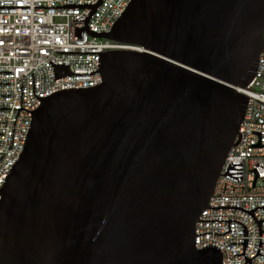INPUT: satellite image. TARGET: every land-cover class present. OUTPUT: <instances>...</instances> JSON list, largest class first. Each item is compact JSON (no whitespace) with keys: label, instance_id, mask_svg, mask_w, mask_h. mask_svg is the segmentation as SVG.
Returning a JSON list of instances; mask_svg holds the SVG:
<instances>
[{"label":"water","instance_id":"obj_1","mask_svg":"<svg viewBox=\"0 0 264 264\" xmlns=\"http://www.w3.org/2000/svg\"><path fill=\"white\" fill-rule=\"evenodd\" d=\"M102 1L34 7L90 9L74 20L83 22L75 39L85 32L143 52H55L99 60L90 74L49 61L54 80L99 73L102 83L38 98L32 75L40 101L32 112L21 107V84L18 112L31 121L0 189V264H221L216 247L195 248V237L211 234L195 235V223L248 231L234 220H198L204 210L244 212L264 233V220L254 218L264 206H208L219 176L242 179L240 163L220 172L241 141L248 98L236 88L257 71L264 0H131L109 33L91 32ZM239 244L245 264L264 257L260 240L252 259L244 255L248 240L230 245Z\"/></svg>","mask_w":264,"mask_h":264},{"label":"built area","instance_id":"obj_2","mask_svg":"<svg viewBox=\"0 0 264 264\" xmlns=\"http://www.w3.org/2000/svg\"><path fill=\"white\" fill-rule=\"evenodd\" d=\"M98 0H0V7H29L28 9H0V189L5 177L22 153L31 114L20 109V86L22 84L21 107L29 112L36 110L40 101L55 92L90 88L102 83L99 73L88 76H68L54 80L49 61L55 65H69L73 74H90L98 70L99 55L57 54L105 53L132 50L143 52L136 46L121 44L107 38H94L82 32V40L74 38V27H83L90 9H35L34 7H61L66 4H96ZM131 0H103L88 21L91 32L109 33L112 25ZM264 35V33H263ZM254 79L236 92L248 98L246 109L239 124L241 141L227 152L220 175H224L231 163H240L242 179L236 182L219 176L209 199V207L235 206L246 211L264 206V42L258 57ZM11 96V97H5ZM18 112V115H17ZM17 115V119H16ZM16 119V122H15ZM15 123V126H14ZM13 141H12V131ZM237 134L233 145L238 141ZM12 141V145H11ZM11 146V148H10ZM10 148V150H9ZM256 220H264V209L254 212ZM198 220H234L245 226L248 237H242V226L230 222L195 223L194 246L202 250L206 246L216 247L222 255L221 264H245L241 255L243 246L230 245L248 240L244 251L247 259L255 257L259 240L264 244V233L258 235L254 220L238 210H204ZM264 232V221H261ZM220 234L219 235H214ZM259 254L264 255V245ZM240 255V256H234ZM234 256V257H233ZM251 264H264V257L256 256Z\"/></svg>","mask_w":264,"mask_h":264},{"label":"trees","instance_id":"obj_3","mask_svg":"<svg viewBox=\"0 0 264 264\" xmlns=\"http://www.w3.org/2000/svg\"><path fill=\"white\" fill-rule=\"evenodd\" d=\"M263 38H264V35H263Z\"/></svg>","mask_w":264,"mask_h":264}]
</instances>
